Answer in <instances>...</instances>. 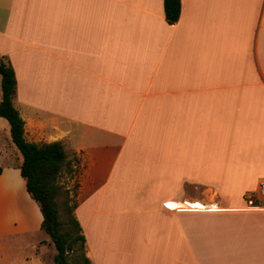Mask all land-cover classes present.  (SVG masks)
<instances>
[{"label":"crops","instance_id":"1","mask_svg":"<svg viewBox=\"0 0 264 264\" xmlns=\"http://www.w3.org/2000/svg\"><path fill=\"white\" fill-rule=\"evenodd\" d=\"M180 3L171 25L163 0H0L24 139L76 158L91 264H264V0ZM8 152L0 264H51L0 117Z\"/></svg>","mask_w":264,"mask_h":264},{"label":"trees","instance_id":"2","mask_svg":"<svg viewBox=\"0 0 264 264\" xmlns=\"http://www.w3.org/2000/svg\"><path fill=\"white\" fill-rule=\"evenodd\" d=\"M164 15L168 24H174L180 16V0H163ZM1 101L0 117L10 126L11 141L22 156L19 167L25 189L30 198L38 205L42 215L41 230L48 235L56 254L54 264H68L67 255L77 244L83 250L84 236L73 216L68 200L59 202L62 187L58 179L62 174L74 172L72 163L67 160L64 146L60 142L35 144L24 139V123L13 106L16 80L12 67L0 60ZM3 169L0 166V175ZM59 203L68 215L67 228L60 220ZM82 264H91L83 255Z\"/></svg>","mask_w":264,"mask_h":264},{"label":"rangeland","instance_id":"3","mask_svg":"<svg viewBox=\"0 0 264 264\" xmlns=\"http://www.w3.org/2000/svg\"><path fill=\"white\" fill-rule=\"evenodd\" d=\"M6 155H9V156H6ZM6 155L1 153V155H0L1 164L6 166L7 162H5V159H8V162L11 164V166L15 167V165L18 164L17 154H13V153L8 152ZM69 161L72 163V167H73V165L76 161V158H73ZM9 174L12 175L11 180L15 181L16 184H17L16 179H18L19 181H22L20 176L17 175V177H16V175L13 174L11 171H8L6 175L8 176ZM58 183L62 187V190H63L62 194L59 196V202L68 200V206L70 208H72L74 206V203H75L72 196L74 195V192L76 191V188H77L76 182L73 180V173L62 174L58 179ZM15 193H16V191H15ZM58 211H59V215H60V220L65 223V227L67 228V222L66 221L68 220V215L66 214V210L64 209V206L61 203H59ZM43 233L41 235H44V237L48 241H50L48 235L45 233L43 234ZM38 235H39V233L37 234L36 238L40 237ZM51 245H53V244L51 243ZM55 254H56V250L54 248L53 257H52V255H50V257H49L50 259L49 258L45 259V262L46 263L51 262V264L53 262V264H54L53 259H54ZM83 255H84L83 250L79 247V244H77L75 247L72 248V250H69L68 255H67V263L68 264H82V256Z\"/></svg>","mask_w":264,"mask_h":264},{"label":"built area","instance_id":"4","mask_svg":"<svg viewBox=\"0 0 264 264\" xmlns=\"http://www.w3.org/2000/svg\"><path fill=\"white\" fill-rule=\"evenodd\" d=\"M257 194L264 196V182L260 183V187H259V190L257 191ZM246 204L248 206H256V202H255L254 197H248L246 200Z\"/></svg>","mask_w":264,"mask_h":264}]
</instances>
